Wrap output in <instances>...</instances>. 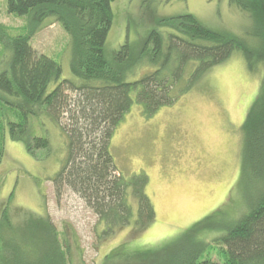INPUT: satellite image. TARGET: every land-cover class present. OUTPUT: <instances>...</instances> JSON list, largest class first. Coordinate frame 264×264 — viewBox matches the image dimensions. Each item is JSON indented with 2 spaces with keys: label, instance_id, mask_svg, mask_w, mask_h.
<instances>
[{
  "label": "rangeland",
  "instance_id": "rangeland-1",
  "mask_svg": "<svg viewBox=\"0 0 264 264\" xmlns=\"http://www.w3.org/2000/svg\"><path fill=\"white\" fill-rule=\"evenodd\" d=\"M112 9L113 24L105 45L109 59L126 41L132 53L139 55L150 32L168 31L165 20L178 15L193 14L209 28L230 31L253 45L258 43L256 31L263 28L250 12L232 6L230 0H115ZM0 24L8 36L31 33L34 48L61 64V79L79 80L72 69L73 39L54 18L48 17L39 25L33 16L9 14L7 0H0ZM8 41L0 37V73L9 65ZM148 62L145 55L132 65L128 80L139 78L144 69H152L154 65ZM194 67L193 63L188 65L186 77ZM263 77V62L251 71L244 55L235 51L174 105L162 107L150 117L144 115L139 104L133 106L115 132L111 152L124 174L148 175V193L157 217L142 231L125 228L102 240L99 217L83 198L71 190L61 201L56 198L52 179L67 155L63 129L48 118L32 117L29 131L14 140L5 123L0 222L7 216L8 221L3 244L4 237L18 226L34 225L46 215L58 228L74 263L151 264L162 259L163 253L193 249L203 240L224 235L251 210L263 190L259 178L243 172L242 135V125ZM4 97L0 89V98ZM7 114L13 119L10 112ZM30 135L48 138L49 148L34 153L28 150ZM124 243L119 255L112 257L113 262L105 260ZM132 250L140 252L132 255ZM209 251L203 258L221 261L217 250Z\"/></svg>",
  "mask_w": 264,
  "mask_h": 264
},
{
  "label": "trees",
  "instance_id": "trees-1",
  "mask_svg": "<svg viewBox=\"0 0 264 264\" xmlns=\"http://www.w3.org/2000/svg\"><path fill=\"white\" fill-rule=\"evenodd\" d=\"M113 1L7 0L9 14L33 16L39 25L52 17L63 26L73 39L72 69L78 81L61 79V64L34 48L31 33L8 36L0 24V37L9 39L10 49L9 65L0 73V89L6 95L0 98V161L5 154V123L14 140L29 131L32 117L48 118L59 125L67 136V155L52 179L56 198L61 201L68 190L83 198L99 217L101 240L125 228L142 231L157 217L148 193V175L124 174L111 152L115 132L133 106L139 104L150 117L160 108L174 105L235 51L244 55L251 71L258 62L264 64V0H230L263 27L256 31V45L230 31L211 29L193 14H183L165 20L168 31L152 30L139 55L132 53L126 41L109 59L105 45L113 24ZM142 54L153 68L128 80L132 65L145 59ZM190 63L195 67L186 77ZM242 135L243 172L259 178L263 187L257 203L224 235L198 242L193 249L163 253L162 259L151 264H264V77L242 125ZM49 146L48 138L30 135L31 152ZM7 221L8 216L0 222V264L86 263L72 261L69 247L62 243L49 216L34 225L18 226L4 237L3 244ZM125 246L113 249L105 260L110 262ZM210 249L217 250L221 261L203 258Z\"/></svg>",
  "mask_w": 264,
  "mask_h": 264
}]
</instances>
